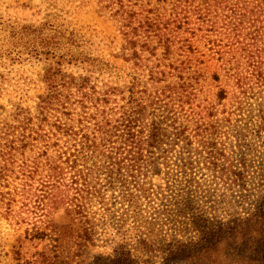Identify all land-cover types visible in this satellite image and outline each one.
Masks as SVG:
<instances>
[{"label": "trees", "instance_id": "1", "mask_svg": "<svg viewBox=\"0 0 264 264\" xmlns=\"http://www.w3.org/2000/svg\"><path fill=\"white\" fill-rule=\"evenodd\" d=\"M44 1L49 13L40 26H17L0 14V71L31 58L46 65V92L36 111L20 108L0 127V140L3 133L11 153L25 157L40 150L21 166V187L0 191L2 202L15 191L36 198L47 214H82L93 205L91 198L112 192L120 199L114 206L140 213L149 197L150 167L171 160L180 144L192 146L189 129H216L205 112L194 117L205 93L202 83L210 78L220 101L236 99L237 123L245 119L244 102L264 95V0ZM78 1L94 2L117 25L125 42L122 58L132 73L115 75L110 64L81 49L61 13ZM198 41L208 47L210 59L201 60ZM85 66L88 74L67 70ZM106 75L111 80H101ZM200 144L209 145L203 137ZM194 159L210 168L214 156L204 149ZM10 166L0 162V186ZM201 223H209L201 239L169 245L165 263L264 264V201L247 217H200L192 225Z\"/></svg>", "mask_w": 264, "mask_h": 264}, {"label": "rangeland", "instance_id": "2", "mask_svg": "<svg viewBox=\"0 0 264 264\" xmlns=\"http://www.w3.org/2000/svg\"><path fill=\"white\" fill-rule=\"evenodd\" d=\"M48 13L49 4L44 0H0V14L17 26H40ZM61 13L69 32L79 38L82 50L110 64L115 75L133 72L132 65L122 58L125 42L120 29L94 2H72ZM195 48L201 60L210 59L204 42L198 41ZM67 70L80 75L88 74L91 68ZM45 72L46 65L35 58L24 64L7 63L1 69L0 127L20 108L36 111L46 92L42 81ZM101 80L111 78L106 75ZM202 84L205 93L195 103L198 108L194 117L200 119L205 112L216 129H189L192 146L182 148L185 145L180 144L171 153V160H161L159 168L150 167L149 197L142 202V212L122 204L114 206L120 199L108 192L104 199L91 198L93 205L82 214H47L36 198L26 199L13 191L4 202L0 197V264H188L185 260L165 263V255L169 245L201 239L209 223L193 226L198 218L223 221L255 212L264 201V95L244 102L245 119L237 123L240 112L236 99H217L218 89L210 78ZM202 137L208 148L200 144ZM2 138L0 152L4 156L0 154V162L11 164V170L0 191L7 193L21 187V166L31 164L40 150L35 147L25 157L11 153ZM204 149L214 156L210 168L201 159H194ZM183 153L193 158L183 160ZM160 169L162 173L156 175ZM115 251L120 256L116 257ZM127 252L131 256H124ZM242 253L240 248V258Z\"/></svg>", "mask_w": 264, "mask_h": 264}]
</instances>
